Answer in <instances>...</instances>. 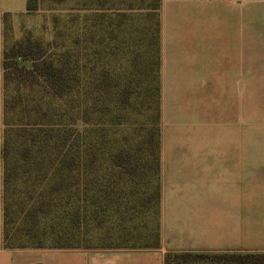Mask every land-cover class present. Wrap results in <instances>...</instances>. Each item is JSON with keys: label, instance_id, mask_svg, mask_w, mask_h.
Here are the masks:
<instances>
[{"label": "trees", "instance_id": "trees-1", "mask_svg": "<svg viewBox=\"0 0 264 264\" xmlns=\"http://www.w3.org/2000/svg\"><path fill=\"white\" fill-rule=\"evenodd\" d=\"M162 2L155 0L142 14L150 23L141 30L120 31L123 39L112 30L95 67L87 47L80 58L70 51L58 58L42 51L15 53L29 57L33 66L15 62L26 89L18 97L7 93L0 117V234L4 229L12 241L13 230L18 240L7 247H75L63 242L70 238L60 227H102L113 215L124 221L137 205L154 207L153 190L160 213ZM113 11L108 23L114 26L119 19L120 29L136 17ZM86 32L89 27L88 38ZM9 59L3 63L6 71ZM143 187L150 197H141ZM153 236L156 241L148 245L157 246L159 225ZM192 254L171 252L165 262Z\"/></svg>", "mask_w": 264, "mask_h": 264}, {"label": "crops", "instance_id": "crops-1", "mask_svg": "<svg viewBox=\"0 0 264 264\" xmlns=\"http://www.w3.org/2000/svg\"><path fill=\"white\" fill-rule=\"evenodd\" d=\"M20 11L27 0H6ZM264 0H164L157 246L0 248V264H166L171 253L264 252V150L242 94L264 93ZM245 145V146H244Z\"/></svg>", "mask_w": 264, "mask_h": 264}, {"label": "rangeland", "instance_id": "rangeland-1", "mask_svg": "<svg viewBox=\"0 0 264 264\" xmlns=\"http://www.w3.org/2000/svg\"><path fill=\"white\" fill-rule=\"evenodd\" d=\"M30 1L27 0L20 11L11 12L6 10L7 1L0 0V117H2L7 93L11 97H18V93L24 92L23 89H26L20 73L13 67L15 62L17 61L20 66L27 68L33 66L29 57L17 58L15 54L17 51H21L22 54L42 51L53 58H58L64 52L70 51L80 58L87 47L91 67H95L99 58L103 56V50L110 42L112 30L119 35V39L124 38V33H119L120 31L130 29L136 32V30H141L145 24L150 23L142 14H146V9L155 5V0H37L36 3L32 4ZM19 2L20 0H17V8L20 6ZM29 4L32 5L31 9H29ZM119 8L121 13L136 16L123 23L121 29L118 27L119 19L114 26H110L108 23L109 13H113V10ZM154 15L151 18L152 24L156 23L157 16ZM241 15L244 24L252 22L253 25L261 26L264 24V4H252L243 7ZM87 27H89V32H86L88 38H85L84 34ZM117 28H119L118 31ZM21 44H23L22 48ZM115 44L119 46V41ZM123 50L122 48L121 53ZM6 57L10 58L8 71L3 68ZM35 87L36 90L41 88L36 85ZM143 90H146L145 86ZM242 98L243 117H253L252 147L255 150H264V93L242 94ZM19 102L16 100L15 104ZM54 105L58 108L59 103L55 102ZM144 120L146 119H143V122ZM78 128L82 129V124H79ZM160 130L162 140V115ZM134 154H136L135 151H133ZM142 190L141 197L145 198L148 195L144 193V187ZM149 194L151 196L149 202H154L152 205L154 207H147L150 209L146 210V207L141 208L137 202L132 201L137 205V208L127 212L124 221L119 220V215H113L110 221L102 227L71 228L69 224L65 229L64 226L60 227V234L64 238H70V241L63 240V242H69L75 247L138 246L154 243L156 237L153 235L154 231H157V225H159V214H156L157 207L154 200L156 193L153 190ZM146 202L148 199L145 200ZM60 220L63 219L60 218ZM60 223L62 226L63 222L60 221ZM5 233V230L1 229L0 248L18 242V240H13L16 236L13 230L9 232L13 238L12 241L7 240ZM17 236L22 237L18 234ZM8 238L10 237L8 236ZM20 242L27 243V239ZM173 264H264V252L194 253L189 256L174 258Z\"/></svg>", "mask_w": 264, "mask_h": 264}]
</instances>
